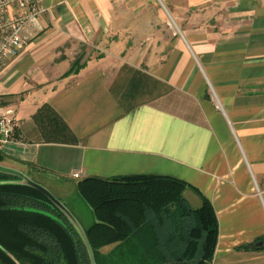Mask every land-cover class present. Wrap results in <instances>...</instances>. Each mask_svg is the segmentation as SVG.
<instances>
[{"label": "crops", "instance_id": "crops-1", "mask_svg": "<svg viewBox=\"0 0 264 264\" xmlns=\"http://www.w3.org/2000/svg\"><path fill=\"white\" fill-rule=\"evenodd\" d=\"M43 5L27 44L0 66V115L15 118L0 163L58 184L67 208L84 203L87 223L72 214L85 232L97 219L79 180L179 178L193 207L204 196L215 209L208 264H264V0ZM56 114L73 140H55ZM102 251L117 264L160 263L151 241Z\"/></svg>", "mask_w": 264, "mask_h": 264}, {"label": "trees", "instance_id": "trees-1", "mask_svg": "<svg viewBox=\"0 0 264 264\" xmlns=\"http://www.w3.org/2000/svg\"><path fill=\"white\" fill-rule=\"evenodd\" d=\"M46 109L51 110L44 105L39 112ZM56 117L55 140H73ZM3 158L0 150V162ZM20 181L0 171V264H117L115 253L102 249L134 239L154 242L157 264H208L213 259L219 237L215 209L204 196L193 207L184 195V180L153 174L79 180L77 189L97 219L86 229L95 262L63 211L41 190Z\"/></svg>", "mask_w": 264, "mask_h": 264}, {"label": "built area", "instance_id": "built-area-1", "mask_svg": "<svg viewBox=\"0 0 264 264\" xmlns=\"http://www.w3.org/2000/svg\"><path fill=\"white\" fill-rule=\"evenodd\" d=\"M45 11L43 0H0V66L14 59L27 44L31 26H38ZM15 118L9 110L0 115V150L12 139ZM79 178V172H73Z\"/></svg>", "mask_w": 264, "mask_h": 264}, {"label": "water", "instance_id": "water-1", "mask_svg": "<svg viewBox=\"0 0 264 264\" xmlns=\"http://www.w3.org/2000/svg\"><path fill=\"white\" fill-rule=\"evenodd\" d=\"M0 171L19 176L21 178V181H20L21 183L34 186V187L38 188L39 190H41L43 193H45L63 211V213L67 216V218L71 221V223L76 227V229L79 231L81 236L84 238L87 246L90 248V252L92 254V250H91V247H90L86 232L82 229V227L80 226L79 222L74 217V215L71 213V211L66 206H64L61 203V201H59V199H57L55 197V195L50 190H48L42 184L34 181L30 176H28L24 172H22L20 170H17L15 168L8 167V166H5V165L0 163ZM92 260L95 262L93 254H92Z\"/></svg>", "mask_w": 264, "mask_h": 264}, {"label": "rangeland", "instance_id": "rangeland-1", "mask_svg": "<svg viewBox=\"0 0 264 264\" xmlns=\"http://www.w3.org/2000/svg\"><path fill=\"white\" fill-rule=\"evenodd\" d=\"M39 179L43 183L42 185L45 186L48 190H50L54 195H58V196L61 195L60 191H59V185L58 184H55L54 182H52L48 179H45V178H39ZM67 206L69 207L68 209L71 211V213H74L75 216H77V217L79 216L80 219L84 223H87V221L91 218L89 211H88L87 207H85L84 203H81L78 200H74V199L71 200L70 199V200H68Z\"/></svg>", "mask_w": 264, "mask_h": 264}]
</instances>
